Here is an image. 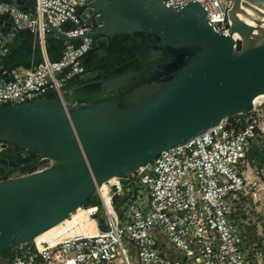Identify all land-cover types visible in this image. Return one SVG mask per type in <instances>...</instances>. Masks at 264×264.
Returning <instances> with one entry per match:
<instances>
[{"label": "water", "instance_id": "water-1", "mask_svg": "<svg viewBox=\"0 0 264 264\" xmlns=\"http://www.w3.org/2000/svg\"><path fill=\"white\" fill-rule=\"evenodd\" d=\"M7 1L34 12L35 0ZM86 8L81 18L91 29L84 36L93 39L95 54L104 57L100 45L116 35L140 33L151 60L167 57L144 73L128 69L97 79L90 71L70 87L69 98L60 91L58 100L0 105V150L10 145L25 157L35 154L21 169L50 161L41 170L0 179V264H6L4 253L82 208L105 181L130 178L161 152L251 111L264 95V0H233L227 34L214 30L197 1L167 8L164 0H87ZM17 32L10 17L0 15V40ZM79 38L51 29L43 42ZM24 47L41 48L38 34H30ZM12 69L0 58L6 80ZM129 83L135 84L121 93L77 100L76 90L87 85L109 93ZM0 169L10 174L15 167L0 162Z\"/></svg>", "mask_w": 264, "mask_h": 264}, {"label": "built area", "instance_id": "built-area-1", "mask_svg": "<svg viewBox=\"0 0 264 264\" xmlns=\"http://www.w3.org/2000/svg\"><path fill=\"white\" fill-rule=\"evenodd\" d=\"M86 1L35 0L32 14L0 0V15H8L17 31L37 33L43 54L33 68H13L7 80L0 79V105L32 101L50 90L60 96L67 81H83L93 41L84 36L91 29L81 18ZM191 1L204 6L217 33H228L233 0L164 4L178 8ZM51 29L80 37L78 43L64 41L56 61L48 59L43 42ZM5 44L0 40V57L7 53ZM253 151L264 155V108L255 103L251 111L161 152L130 178L105 181L96 189L99 204L79 208L95 232L87 229L56 242L35 238L16 247L8 264H264V223L254 213L257 207H245L240 197L251 194L261 204L256 195L264 191V157L254 169ZM74 213L67 220L81 224Z\"/></svg>", "mask_w": 264, "mask_h": 264}, {"label": "trees", "instance_id": "trees-1", "mask_svg": "<svg viewBox=\"0 0 264 264\" xmlns=\"http://www.w3.org/2000/svg\"><path fill=\"white\" fill-rule=\"evenodd\" d=\"M29 37L30 32L28 30H19L8 42H6L5 46L8 54L0 57L5 68L13 65V68L22 67L24 69H31L43 61L41 48L34 49L31 47H24ZM135 37L142 38L143 36L140 33H135L134 37H129L128 35H116L108 43L101 44L100 49H104L106 53L104 57H100V52L95 54V51L93 52V50H90L88 55L91 56V59L83 63L84 68L87 71L95 73L97 79L112 77L121 74L128 69L139 71L141 73L146 72L153 64L159 62L161 59L154 61L151 60L150 55L145 51L144 47L142 45H136V41L133 40ZM75 43L78 42L75 41ZM62 50L63 42L56 43L55 39H49L45 42V51L48 59L51 61L58 60L62 55ZM2 77L3 75L0 74V78ZM82 82L83 81L79 80H69L61 87V91L66 98H69L70 87L75 83ZM134 84L135 83H129L127 86L119 87L111 94L124 92L128 88L134 86ZM45 96L49 99H59V95L53 90H50ZM76 96L78 102L82 103L105 96V93L99 84H91L76 90ZM34 157L35 154L32 153L29 157L20 155L18 149L10 145H7L5 149L0 150V162L15 167L13 172H33L36 169L37 164L23 169L19 167L27 164ZM10 174H7L0 169V179L7 178ZM96 198L97 200L94 201L89 197L86 200L85 205L93 203L99 204V198L97 195ZM99 211H101V209H99ZM47 235L48 234L46 233L43 237ZM12 255L13 251H7L3 254V258L9 260Z\"/></svg>", "mask_w": 264, "mask_h": 264}, {"label": "bare ground", "instance_id": "bare-ground-1", "mask_svg": "<svg viewBox=\"0 0 264 264\" xmlns=\"http://www.w3.org/2000/svg\"><path fill=\"white\" fill-rule=\"evenodd\" d=\"M235 38H238V35L236 34L234 36ZM264 101V95H259L254 99V103L257 105L258 103ZM74 218L81 222V224H76V222H69L67 219L63 221L62 223L48 229L47 231L43 232L42 234L38 235L36 237L37 240L42 239H48L49 241H59L63 239L65 236H68L69 234L73 233H81L84 230H89L90 232H95L94 224L91 220L88 219L87 215L81 211V209H77L76 213H74ZM68 226H65V225ZM75 225V226H74ZM70 229V230H68ZM68 231V232H67ZM70 231V232H69ZM67 232V233H66ZM48 234V237H43L44 234Z\"/></svg>", "mask_w": 264, "mask_h": 264}, {"label": "rangeland", "instance_id": "rangeland-1", "mask_svg": "<svg viewBox=\"0 0 264 264\" xmlns=\"http://www.w3.org/2000/svg\"><path fill=\"white\" fill-rule=\"evenodd\" d=\"M259 104L262 105V107L264 108V101L258 103L257 105H259ZM260 156L264 157V155L262 153ZM49 164H50L49 160H42L39 163H37L36 169L34 171L41 170V169L47 167ZM29 173H31V172L16 171V172H13L12 174H10L9 177H17V176H22V175L29 174ZM240 197H241V201L244 203V206L249 208V209L255 208L257 206L261 207L260 210H257L258 212H254V213H255V215H258V217H259L258 219L264 223V209L262 211V208L264 205H262V203L260 205L259 202H254L251 194H248L247 196L241 195ZM91 198L94 201H96L97 200L96 194L92 195ZM247 204H249V205L246 206ZM261 213H262V216H261ZM125 243L128 245L127 241H125ZM130 257L134 263H137L136 257H133V256H130Z\"/></svg>", "mask_w": 264, "mask_h": 264}, {"label": "crops", "instance_id": "crops-1", "mask_svg": "<svg viewBox=\"0 0 264 264\" xmlns=\"http://www.w3.org/2000/svg\"><path fill=\"white\" fill-rule=\"evenodd\" d=\"M11 37L12 36H8L6 39H5V42H8L10 39H11ZM1 79V78H0ZM261 155V152L260 151H253L252 153H251V155H250V161H251V163H252V167L254 168V169H257L259 166H261V165H263L262 163H263V156H260ZM257 167V168H256ZM261 175V174H260ZM259 175V176H260ZM262 177V176H261ZM256 197H258V198H260L261 200V203H262V205H264V191H259L258 193H257V195H256ZM261 205V204H260ZM260 206H257V210H260ZM263 209H264V206H263V208H262V211H263ZM261 215H262V213H261ZM48 237V235L45 237V238H47ZM8 261L9 260H7L6 261V264H8Z\"/></svg>", "mask_w": 264, "mask_h": 264}, {"label": "flooded vegetation", "instance_id": "flooded-vegetation-1", "mask_svg": "<svg viewBox=\"0 0 264 264\" xmlns=\"http://www.w3.org/2000/svg\"><path fill=\"white\" fill-rule=\"evenodd\" d=\"M143 38V37H142ZM142 38H137V37H135V38H133V40L134 41H136V45H141L140 44V42H141V40H142ZM90 50H93V52L95 51V49H90ZM167 56H164V57H162V58H159V59H161V60H163L164 58H166ZM116 91V90H115ZM112 92H109V93H105V95H114V94H111Z\"/></svg>", "mask_w": 264, "mask_h": 264}]
</instances>
